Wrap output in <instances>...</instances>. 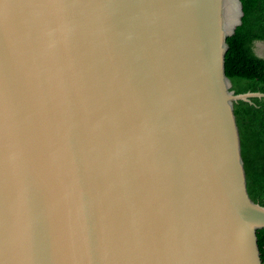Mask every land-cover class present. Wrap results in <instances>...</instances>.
Listing matches in <instances>:
<instances>
[{
    "label": "water",
    "instance_id": "95a60500",
    "mask_svg": "<svg viewBox=\"0 0 264 264\" xmlns=\"http://www.w3.org/2000/svg\"><path fill=\"white\" fill-rule=\"evenodd\" d=\"M241 0H0V264H264L226 71Z\"/></svg>",
    "mask_w": 264,
    "mask_h": 264
},
{
    "label": "trees",
    "instance_id": "16d2710c",
    "mask_svg": "<svg viewBox=\"0 0 264 264\" xmlns=\"http://www.w3.org/2000/svg\"><path fill=\"white\" fill-rule=\"evenodd\" d=\"M243 23L228 39L226 71L236 94L264 93V57L257 43L264 44V0H241ZM253 104L238 102L235 112L242 139V153L253 200L264 206V98H252ZM258 239L264 261V230Z\"/></svg>",
    "mask_w": 264,
    "mask_h": 264
},
{
    "label": "rangeland",
    "instance_id": "374dc122",
    "mask_svg": "<svg viewBox=\"0 0 264 264\" xmlns=\"http://www.w3.org/2000/svg\"><path fill=\"white\" fill-rule=\"evenodd\" d=\"M258 48H259V49H258V54H259L260 56H263V57H264V48L261 47V45H260Z\"/></svg>",
    "mask_w": 264,
    "mask_h": 264
},
{
    "label": "flooded vegetation",
    "instance_id": "af4514ba",
    "mask_svg": "<svg viewBox=\"0 0 264 264\" xmlns=\"http://www.w3.org/2000/svg\"><path fill=\"white\" fill-rule=\"evenodd\" d=\"M261 45V47L264 48V44L263 43H257V46L259 47Z\"/></svg>",
    "mask_w": 264,
    "mask_h": 264
}]
</instances>
